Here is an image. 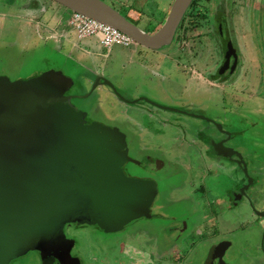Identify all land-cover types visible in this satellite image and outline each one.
<instances>
[{"label": "rangeland", "instance_id": "1", "mask_svg": "<svg viewBox=\"0 0 264 264\" xmlns=\"http://www.w3.org/2000/svg\"><path fill=\"white\" fill-rule=\"evenodd\" d=\"M102 1L152 34L166 20L162 10L174 2L133 0L124 8L121 2L130 0ZM256 1L200 0L196 8L201 7L202 16L192 11L177 44L157 52L140 48L144 68L139 55L134 61H122L124 68L115 66L113 58L108 61L105 69L114 85L111 88L92 82L93 75L62 59L53 51L51 40L37 34L41 10L59 4L0 0L2 107L13 112L42 97L55 109L62 105V114L98 133L104 148L118 156L126 177L144 184L146 204L155 198L152 208L144 204L142 215H128L118 229L108 216L81 209L80 204L92 205L82 200L69 209L59 228L51 230L52 244L37 230L23 247L10 250L9 264H123L131 260L138 264H205L212 253L221 261L215 264H264V215L256 211L264 212V45L258 50L250 45L254 36L264 41L261 12L252 10L257 5L263 9L264 1ZM225 11L235 16L224 29L250 42L241 45L242 76L228 84L214 82L205 74L211 75L219 65L215 42L205 38L208 47L194 48L197 37L207 36L217 23V16L225 23ZM213 31V40H220L217 28ZM201 52L203 57L195 59ZM259 66L260 79L244 75L254 74ZM249 82L252 86L247 89ZM136 95L156 107L144 101L123 102H132ZM143 103L149 105L147 110ZM206 117L231 132L227 147L221 142L212 148V140H220L214 126L204 122ZM122 140L126 146H120ZM235 149L241 152L245 168L213 155L232 151L231 158L237 160ZM247 175L255 182L248 192L251 199L232 205L231 194L238 193ZM115 214L109 217L115 219Z\"/></svg>", "mask_w": 264, "mask_h": 264}, {"label": "water", "instance_id": "2", "mask_svg": "<svg viewBox=\"0 0 264 264\" xmlns=\"http://www.w3.org/2000/svg\"><path fill=\"white\" fill-rule=\"evenodd\" d=\"M52 1L159 51L172 45L195 0H174L154 34L102 0ZM61 106L55 109L42 97L8 112L0 103V264H9L10 250L23 247L37 230L50 244L51 230L59 228L69 209L82 200L92 205L80 204L81 209L108 216L117 229L124 218L142 215L147 202L144 184L126 177L120 160L104 148L98 133L62 114ZM113 211L115 219L109 217ZM215 259L212 253L205 264Z\"/></svg>", "mask_w": 264, "mask_h": 264}, {"label": "crops", "instance_id": "3", "mask_svg": "<svg viewBox=\"0 0 264 264\" xmlns=\"http://www.w3.org/2000/svg\"><path fill=\"white\" fill-rule=\"evenodd\" d=\"M132 1L133 0H130L129 2H125V1L121 2L122 3L121 6L124 5V8H127L128 3L132 2ZM255 2H257V1L253 0L252 3H255ZM260 3L262 4V1ZM172 4H170L168 6L166 11H165V9L162 10V13L165 14L164 17L167 18V15L171 9ZM261 6H263V9L258 8V5H257V7L252 9V10H253L254 14L256 12H261V21H262V20H264V5H261ZM128 10H129V13L132 12L131 8H129ZM231 11L234 12L233 10H231ZM41 13H42V17H40L41 19L38 20V22H37L38 24L35 27L37 30V34L40 37H45V39L51 40L49 43H51L53 45V51L57 55L58 54L61 55L62 59H64L65 61L68 60L70 62H74V63L78 64L79 66L82 67V69L85 72L93 75L94 78H93L92 82H97V84L100 86H108V87L114 88V85L112 84V82L109 81V78H107V76H106L107 71L105 69V66L107 67L106 63L108 61H110L112 58H113L115 66H117V67L120 66L121 68H124V66H125L123 64L124 61H126V60L134 61V60H136L135 59L136 56L139 55V57H137V58H140L138 60L139 64L141 67H143V68L145 67V65H146L145 63L141 64V62L144 61V58H143V56H141V49H140V48H144V47L135 43L134 45H132L129 48H125V47H121V46H114L111 50H106L95 39H85V40H79L78 39L76 33L74 32L72 27L69 25V19L71 17L72 12L65 9L64 7H60V5H55V4L54 5H47V8H45L44 10L42 9ZM254 14H253V16H254ZM140 16H143V14ZM232 16L234 18L235 15L232 14ZM126 18H128L131 22L136 24V22H134L130 17H126ZM233 18L230 17L231 21H233ZM149 19H154V18L149 17ZM149 19L147 18V20H149ZM155 21H157V20H155ZM249 23H251V22L249 21ZM252 23H253V20H252ZM142 30L149 33V34H152L151 32L146 31L144 29H142ZM262 34H263V32H262ZM261 39H263V38H261ZM238 40H239V43L241 45H245V44L250 43V42L247 43L246 39L244 40L245 42L241 41L240 39H238ZM250 45L253 48H255L256 50H258V48L262 49V47L264 45V41L258 39L256 36H254V39L251 41ZM144 49H146V48H144ZM146 50H148V49H146ZM149 51H151V50H149ZM153 52H157V51H153ZM75 68H76V65H75ZM113 70L111 71V73L114 74ZM116 94H117V96L120 95V93H118L117 90H116ZM138 97H140V96L136 95V96L132 97L131 98L132 102H128V101L125 102L123 100L122 101L126 105L139 104L140 102L142 103L143 101L151 105V103H152L151 101L144 99V98H138ZM133 99H135V100H133ZM148 99H151V98L148 97ZM135 101H137V102H135ZM148 104L147 105L144 104L145 109L147 106H149ZM152 105H154L156 107L155 103H152ZM212 141L213 142L211 143V146L213 149H215L217 144H216L215 140H212ZM122 143L126 146L125 140H122L120 146L122 145ZM234 152L236 153L238 159L242 160L241 154L235 150H234ZM213 155L216 158H224V160H227L230 162L235 161L234 159L231 158V156H233L232 151H228L227 154L223 153V155L221 153L218 154V152H216V153H213ZM244 167H245V165H244ZM254 185H255L254 180H251V183L246 185L244 188L245 192H247L246 195L248 196V199L246 197H241V195H238L239 198L234 203V205L237 206L238 204H242L246 200H250L251 196L248 195V192L252 189V187H254ZM256 211H257L258 216L261 217L262 212L258 211V210H256ZM148 216H150V214H148ZM156 219H160V221L163 220V218H156ZM164 230H165V225L162 226V231L164 232ZM162 237H164V236H159V238H162ZM127 263L128 264H138V261L132 262V260H131V262H127ZM220 263H221V261H220Z\"/></svg>", "mask_w": 264, "mask_h": 264}, {"label": "flooded vegetation", "instance_id": "4", "mask_svg": "<svg viewBox=\"0 0 264 264\" xmlns=\"http://www.w3.org/2000/svg\"><path fill=\"white\" fill-rule=\"evenodd\" d=\"M227 13H228V10H227ZM220 14H222V13H220ZM222 15H223L225 23H222L223 20L221 19V17L217 16V18H216L217 23H213V28L211 29V31H209L207 36H204V37L198 36L197 37V41H196L197 43L194 46V48L199 49L200 51H202L204 48L208 47L206 45V43H204L205 42L204 41L205 38H207L210 41V43H212V44L215 42V46H213V48H214V50H216L217 58H218L217 62H219V65H218L217 68H215L216 69L215 72L212 73L211 75H208L207 71L205 72V74H206V76L209 77V79L213 80L214 82L219 81L221 83H224V84L227 83L228 84L230 82V80H233L232 82H234L236 79H238L240 76H242V75H240L239 72H240V68H241V64H242V62H241L242 60L241 59H242V56H243V52H242L241 44L239 43L238 38L235 37V35L233 34V32L231 30L226 31L224 29V25H228L229 23H231V19H230L231 16L229 14L227 15L226 11ZM185 22H186V20H184L183 24L181 25L180 29L178 30L177 35H176L175 40L172 43V45L174 43L175 44L178 43L179 35H180L181 31L184 28ZM214 24H215V28H217V31L219 33V39L220 40H217V41L213 40L214 36H215L214 35V31H213V30H215ZM181 38L182 37H180V39ZM218 43H220V45ZM216 47H218V49ZM256 53L258 54L259 52H256ZM260 54H258V55H260ZM202 57L203 56H202V52H201V53H199V56H197V58H195V59H200ZM200 62H201V60H200ZM227 62H228L227 67L222 71V69L226 66ZM259 69H260V66L257 69V71H255L254 74L252 73V71H249V72H245L244 75L247 76V77H249V74L254 75V76L257 75L258 79H260V75L262 73H261V70H259ZM245 86L247 87V89H249L252 86V83L249 82L248 85L245 84ZM225 107L226 108L229 107V104L225 105ZM204 122L209 123L212 127L214 126L213 128L216 129V130L215 129L214 130L217 132L218 140H220L219 142H216V143L219 144V143L222 142L224 144V146L227 147L229 142L232 140L233 135L231 134V132L224 130V128L225 129L227 128L226 125H224V128H223V126L221 124H219L216 121H213L211 117H206ZM235 151L238 152L237 149H235ZM245 181H246L245 183H242L243 186L247 185V180L245 179ZM243 186H239V188H237L238 189L237 192L239 194L236 193V192H232V194H231V196H232L231 197L232 205L239 198L238 195H241V197H246L248 199V196L246 195L247 192L244 191L245 192L244 193V192H242L240 190V189H242ZM262 215H264V212L262 213ZM52 260H53V258H52ZM216 262L220 263V260H219L218 257L214 260V264ZM51 263H53V262H51ZM122 263L123 264H128L127 262H122Z\"/></svg>", "mask_w": 264, "mask_h": 264}, {"label": "built area", "instance_id": "5", "mask_svg": "<svg viewBox=\"0 0 264 264\" xmlns=\"http://www.w3.org/2000/svg\"><path fill=\"white\" fill-rule=\"evenodd\" d=\"M69 25L79 40L95 39L106 50H111L114 46L129 48L135 44L129 36L117 29L79 13L71 14Z\"/></svg>", "mask_w": 264, "mask_h": 264}, {"label": "trees", "instance_id": "6", "mask_svg": "<svg viewBox=\"0 0 264 264\" xmlns=\"http://www.w3.org/2000/svg\"><path fill=\"white\" fill-rule=\"evenodd\" d=\"M199 2H200V0H195L194 1V3L192 4V6H191V8H190V10H189V12H188V14H187V16L185 17V20L192 14V11H194V13L193 14H197V16H202L201 14H202V11H201V7H199V9L197 10V6L199 5ZM206 17V16H205ZM117 156V155H116ZM118 157V156H117ZM119 159V158H118ZM243 160H241V159H238L237 158V160H235L234 162L235 163H240V165L242 166V167H244V164H243V162H242ZM245 168V167H244ZM245 172L246 173H248L247 171H246V169H245ZM246 180H247V185L248 184H250L251 183V179L248 177V175H247V178H246ZM246 182V181H245ZM245 182H243V183H245ZM240 186H243V185H240ZM244 187L245 186H243L242 187V189L243 190H241L242 192H244L245 191V189H244ZM245 193V192H244ZM232 197V196H231ZM151 199H148V203L146 204V207H147V209H148V207L149 206H151L152 205V203L154 202V197H150ZM151 208H152V206H151ZM123 223V222H122ZM121 223V224H122Z\"/></svg>", "mask_w": 264, "mask_h": 264}]
</instances>
